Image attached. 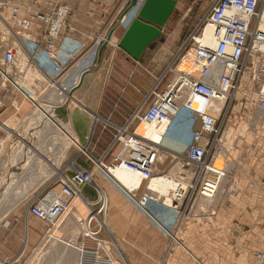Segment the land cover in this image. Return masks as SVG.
<instances>
[{"label": "rangeland", "instance_id": "obj_1", "mask_svg": "<svg viewBox=\"0 0 264 264\" xmlns=\"http://www.w3.org/2000/svg\"><path fill=\"white\" fill-rule=\"evenodd\" d=\"M130 1L131 0H128L127 3L126 0L124 1L125 7L123 6V8L120 9L118 12L119 14L124 10L127 12L130 9H127L130 5ZM176 1L177 2L174 12L167 20L165 25L161 28L160 36L152 42L153 45L150 48V53L144 56L143 59H129L125 57V52L123 50L118 47L116 48L117 55H115L119 61L124 63V65L121 67L122 71L119 72V75H117L119 77L113 80V84L109 81L111 76V69H109L110 71H108L106 75L108 81L105 83V88H107V90L110 89L108 84H112V88H114L112 90V102L110 108V111L113 113V115L116 113L114 108H118L117 106H120L121 92L127 81L128 74H130L129 71H132L133 69H146L147 61L151 59V57H154V55L159 51L161 52L163 49H165L166 52V65L163 68L164 70L162 69V73H164L165 69L169 65L171 66L170 62L173 61V65L176 66L189 47L190 43L187 44L189 36L196 30L197 26L202 20L203 15H205V13L208 11L214 0ZM117 21L118 19L114 20L112 28L109 29L102 37L103 41H106L108 35L112 33L111 30L115 31H113L114 34L116 31H119V29L123 28V23ZM116 23L118 24L116 25ZM9 24L11 26L13 25L11 22H9ZM103 41H101V44L99 43V47L98 45H95L94 48H91V51H87V55L85 56H83L85 51L81 50L79 52V56L77 57V59H79L78 61H81V64H86L88 62H90V64L85 65L87 66L83 68L85 71L83 69L81 70L79 79L78 81L76 80V90L81 88L85 76L86 78H90L91 84H93L95 75L103 62L102 59L105 56L107 48L106 44L100 56L101 60L99 63H97L95 58L99 53V49L105 43ZM68 46V41H66L65 47ZM17 70V74L20 75L21 78H18L16 82H18V84H20L23 88L25 87L24 89H31V91H29L30 94L28 93V95H31V99L33 102H35V105L42 106L38 97L39 88L36 79L39 77L41 79L43 76L37 75L36 72L26 70L24 61L20 62ZM247 76L248 73L244 75L240 89L236 92L233 100L230 102V113L224 118L223 116L219 118V122L222 124V133L214 144V156L211 160L212 162L215 161V163L211 164L212 169L220 171L225 169V171L230 173L229 175L227 174L229 178L222 181L221 187L219 188L217 194L211 199H205V201L200 202L202 197L198 195V191H196L194 194L190 192V186L200 183V180H197L196 177L198 170L196 168L188 169L186 167H181V164L183 162V156L185 155L187 145L190 142L191 132L198 129L199 121L193 120L190 122V118L184 117L182 120L177 118V121H174L171 126V131L162 140V143H164V145H166L169 150H159V158L156 163V167L153 170V175L165 174L175 178L177 182H185L187 187L184 198L176 201L177 204H173V206H176L175 208H167L164 204H162L161 200L154 201L157 196L155 193H151L150 190H146L145 185L142 186L141 190H139L136 196L137 198H141L143 195H147L146 198L152 196L154 197H152L153 199L148 200L147 207L153 212V216L156 218V221L143 213V211L135 203H132L124 196L122 197V195H117L119 192L117 188H115V186L110 181H108L106 174L95 165V162L91 158L89 159V157L93 156L95 159H98L99 156L102 155L103 151L108 153V148L111 145L113 136L115 134L114 127L111 125L108 126V123H106V121L113 123L111 120L113 116L112 113L103 115L97 112L96 115L100 118V121H98L97 119H93V110H91V119H93L91 129L92 142L91 148H88V151L90 153L92 151L93 156L91 154L89 155L88 153V155L80 153L81 158L79 157L76 162L77 165L82 166L91 172V182L88 184L89 189H91V200H89V202L91 201V215H93L95 219L93 222L91 221V230L96 229L99 235H101L103 232L108 233L109 228L111 230V234L108 233V235H110L111 238H106L109 246L113 245L114 241L112 239V235H114L113 232L115 231V233L120 231L128 233L127 235L122 234V238H124L123 241L130 242L133 240V242H139L142 238L141 232L143 233V230H148L152 232V240H157V238L160 237L165 240L164 252L168 249L166 256L162 258H118L116 260H112L114 261V264H116L115 261H117V264H250V259L245 254V251L247 252V248H243L242 243L240 244V248H237L236 246V235L235 231L233 230L234 227H232V224L234 225L239 223L241 232L248 230L251 227H255V229L259 230V232L264 235V193H248L246 188H243L242 185H240V178L235 179V175H237V173L241 174L243 172V170H239L240 166L238 163H241L244 160L247 161L251 157H264V110L255 106V95L253 92L247 91L246 95L243 94L244 89L247 87ZM170 77L171 74H167L165 78L170 79ZM165 84L166 81L162 84L160 89H162ZM76 99L77 100L75 103H69L70 105L68 108L70 106H76L77 104L78 106H81L79 103H77V101L80 100L79 94ZM48 105L53 108L55 107V111L52 110L53 108H49L51 114L54 113L56 116L58 113V115L64 119L65 122H63L66 124V127L70 130V135H73L70 127L67 125L69 117H67L65 112L61 111V104L58 102V100H55V93L54 95L48 96L47 106ZM221 105L222 104H216L214 111L220 109ZM132 112H130L129 116L132 114ZM37 115L40 116L38 113ZM129 116L126 117L128 118ZM52 131H49L47 138L52 137L53 143L59 144L60 142L63 144L67 142L65 135L59 134V132L56 130L54 133ZM66 133L68 132L66 131ZM41 137L42 134L39 133L38 138L41 139ZM72 137H74V135ZM88 145L89 143H87L86 149ZM69 148L78 152V149L74 145H68V147L63 148L62 145L53 146L50 143V145L42 149L39 147V145H35V149L38 150L39 153L41 152L42 154L47 155L48 153L46 154V151H49L50 161L44 162L41 157L35 156L34 158L36 160L38 159V167L36 166L37 169H34V171L38 172L42 170L43 167L49 168L51 167L52 162L53 164H61V177L57 181L60 183V181L65 180L66 177H69L73 173L76 167L75 161L70 160ZM31 154L34 155L32 152ZM98 160H101L105 165H108L110 163L109 161H111L110 156H107L105 159L102 158ZM23 170L25 169L23 168L22 172H24ZM212 173L215 174L214 172ZM2 175L3 177H1ZM9 177H6L3 173H0V198L3 199L0 201V211L3 210L1 208L13 206L16 203V200H20V207L25 208L27 212V206L33 197L41 198L49 191L47 190L45 193L33 195L31 197L19 195L15 192L10 193L14 186L22 184L26 185L27 179L21 177L17 180L13 177ZM19 187L20 186H16V188ZM80 195L81 189H79L77 197H80ZM113 197L121 204V207L119 209L113 208L110 210V213L107 214V211H102V209H100V205L102 202L104 203L105 201H109V199ZM80 198L84 201L86 197L81 196ZM13 213L15 212L11 210L5 215V217L1 218L0 236L3 238L0 242H4L1 245H6V240L13 242L15 239L13 232H9L12 228L10 222L12 221L11 215ZM103 215H105V217L107 216V221L103 218ZM67 220H70V216L67 217L66 222ZM30 223H32L36 230L43 231L44 224L36 218L32 217ZM158 223H161L162 225L169 224L171 237L177 236L176 239L178 238L177 240L179 241L180 245H178L176 242L175 244H170L171 237L164 233V230L161 229ZM189 224H192V226ZM199 224H203L202 228L195 226ZM71 229L72 233H76L77 230L75 227L72 226ZM222 230L224 234L222 236L223 239L221 242L224 243V246L227 247V249L216 251L214 250L216 248L215 245L217 240L220 239V235L218 234H220ZM208 233L213 235L210 236ZM259 235L260 234H258V236ZM53 237V234H51L46 236L45 240L41 242L39 239L33 247L27 248L25 250L27 246V238L25 234V228L22 227L20 240L21 242L23 241V247L21 252L13 259H0V263L45 264L47 261H50L49 264H51L49 257H51L53 254L58 256L61 252L64 253L68 249L64 244L54 240ZM168 240L169 242H167ZM209 240L211 244H214L213 246H208V244H206V242ZM258 240L259 239L256 238L254 243H251L250 246L254 248V256L257 264H264V262L260 263L257 260V255L264 253V244H261L262 246L259 245L260 243ZM133 242L130 243L133 245ZM183 246L193 256H195L197 260H195L189 253L182 249ZM211 247L214 249H211ZM236 251L240 252L237 253Z\"/></svg>", "mask_w": 264, "mask_h": 264}, {"label": "crops", "instance_id": "obj_2", "mask_svg": "<svg viewBox=\"0 0 264 264\" xmlns=\"http://www.w3.org/2000/svg\"><path fill=\"white\" fill-rule=\"evenodd\" d=\"M17 1L20 2L24 8H29L33 11H40L42 13H48L51 7L56 2L60 4H67L70 8L66 25L62 29L59 39L56 41L54 53L56 54L55 61L58 60L64 63L67 67L65 74L57 79V83L62 84V86L66 87V96H70L71 99L75 100L79 94V99L83 104L81 108H78L76 106H70L68 108L70 129L74 135H78L79 139H83L86 134L87 124L90 121L89 113H91V110H93L95 113L98 112L103 115L112 113L110 111L112 102V90L114 89L112 88V84L114 82L113 80L119 77L117 75H119V72L122 71L121 67H123L124 63L118 60L116 56L117 52H115L116 55L114 54L109 68L111 69V71L109 70L111 72L109 81L110 83H112L108 84V86H110V89L107 90V88H105V83L108 81V78H106L100 95L97 101H95V88L93 84H91L90 78H86L85 76L81 88L78 90H73L77 82L76 80H78V76H80L78 75V73L80 74L83 66L87 65L83 63L81 64V61H78L79 59H77V57L79 56V52L81 50L85 51V54H82L83 56H85L87 55L86 52L89 50L91 51V48H94L95 45H98V47L100 46L101 41H103L102 37L107 33L109 29L112 28L114 20L119 18L120 14L118 13V11H120V9L125 6L124 0ZM23 16L24 14L21 13L20 17L22 18ZM117 24L118 23H116V25ZM43 29V23L37 20L34 21L33 25H31L28 29H21L16 25H12L10 29L3 25L0 26V61L3 52L2 47L7 48L11 46L17 52L13 66L9 67L7 72V78L12 80V82L0 74V140L5 142L6 144V148L4 149V152L0 157V173H3L6 177L10 176L17 180L21 177L27 179L26 185H16L20 187L16 188V186H14L13 190L10 193L15 192L19 195H26L29 197L45 193L47 190L58 191L61 187V184L59 183V181H57L61 177V164H53L52 162L51 167H43L42 170L38 172L34 171V169H37L38 167V159L36 160L34 158L35 156L41 157L44 162H47L42 156H40L41 152L39 153V151L35 149V145H39V147L45 148L50 145V143L53 146H61V143L59 142V144H55L53 143L52 137L47 138V134L53 129L51 126H48V124H42L40 122L38 115L36 114L37 112H35L36 110L39 111L40 108L38 110L35 107V102L32 101L31 95H28L31 89H24L25 87L23 88L20 84H18V82H16L18 78H21V76L17 74V68L21 61H24L26 70L36 72L37 75H42L44 79L42 77L40 79L39 77L38 79H36V81L39 88L38 97L43 107L42 110L45 111L44 106L47 105V98L50 95H54L55 88L51 86V82L48 81L45 74L40 70V68H38V66H36L35 62L30 59L25 49L22 48V46L19 44V40H21V38L28 40H38ZM66 41H68V47H65ZM152 45L153 43L151 42L146 46L141 56L142 59L144 56L150 53V48ZM124 55L129 59H133L128 56V54L124 53ZM165 55L166 52L165 49H163L161 50V52L159 51L154 55V57H151V59L147 61L146 69H133L132 71H129L130 74H128L127 81L121 92L120 106H117L118 108H114V111L116 113L114 115L112 113L113 116L111 120L113 121V123L106 121V123H108V126L110 124H124V121L127 118L126 116H129L130 112L137 108V106L140 104L139 102H141L143 94L151 88L155 78L161 75V73L163 72V68L166 65ZM95 59L97 63H99V61L101 60L98 55ZM89 64L90 62L88 63V65ZM0 67L2 66L0 65ZM57 99L58 97L55 95V100ZM54 119L58 118L54 116ZM91 129L92 128H90V135ZM58 132L59 134H62L61 131ZM39 133L42 134L41 139L38 138ZM30 137H35V141H30ZM91 142L92 140L87 147V153L89 155H92V151L91 153L88 151V148H91ZM31 152L34 155H32ZM115 152L116 148L108 153L103 151L102 155H100L98 159H105L107 158V156H110V160H112V158L115 156ZM69 156L70 160L75 161V164L77 162V159L79 157L81 158L80 154H78L77 151H74L70 148ZM25 159L26 161H24ZM238 164L240 166H238L239 170H243L241 174L237 173V175H235V179L240 178V185H242L243 188H246V191L248 193H264V157H251L249 158V160H244L243 162ZM95 165L98 167L96 162ZM22 166L25 169L24 172L16 170V168H22ZM76 167L87 170L86 168H83L82 166H79L77 164ZM100 170L102 171V169ZM227 174L229 175L230 173H228V171L225 172L224 179L226 180L229 178ZM1 177H3V175ZM142 186L143 185H141V188ZM141 188L139 190H141ZM79 189H81L80 197L84 196L86 197L85 200H88L83 201L80 197H77L79 199L75 198L72 203V211L67 216H70V220H67L66 222V217L63 223L55 232L58 237V239L56 240L57 242L64 244L71 250L73 248L74 252L76 251L75 253L77 254V258L79 260L78 264H109L107 259L108 255L111 257V260H116L118 258H162L166 256L168 249L164 252L165 240L161 237L157 238V240H152V232L148 230H143V233L141 232L142 238L139 242H133V240H131L130 242H133V245L129 241H123L124 238H122V234L127 235V232L120 231L118 233H115V231L113 232L115 236L112 235V239L115 243L113 242V245L109 246L106 240V238L109 239L110 237L108 233L111 234V230L109 228L108 233L103 232L100 235L106 245L103 252L100 251L95 254L93 252L94 243L91 242V239L85 238L81 235L80 226L78 224V221L80 219H85L88 216V203L91 202H89V200H91V189H89L88 185L79 187ZM117 195H122V197L124 196L123 194H120V191ZM124 197L126 198V196ZM139 199H145L146 206L148 200H150L144 197V195ZM20 203L21 202L19 200L16 206L12 208L15 213L11 215L12 221L10 222L12 228L9 232H13L15 239L13 240V242H11L10 240H6V245H1L4 242H0L1 260L13 259L21 252L23 247V241L21 242L20 240L22 227L25 228V234L27 235V246L25 250L27 248L33 247L37 243V240L40 239V242L45 240L47 236L45 233L46 226L43 225V231L36 230L35 227H33L32 223H30L32 216L27 215L25 208L20 207ZM120 207L121 204L114 197L110 198L109 201H105L104 203L102 202V204L100 205V209H102V211L111 210L113 208L119 209ZM103 218L106 219V221L108 220L107 216L105 217V215H103ZM94 220L95 219L93 215H91V221L93 222ZM154 220L156 221V218ZM158 225L161 227V229L168 228L170 230L169 224L162 225L161 223H158ZM189 225L192 226V224ZM72 226L76 228V233L71 232ZM195 226H199L202 228L203 224ZM232 227H234L233 230L235 231L236 235L237 248H240V244L242 243V247L247 248V252L245 251V254L247 257H249L250 264H257L254 256V248L250 246V244L254 243L256 238L259 239V245L264 244V235L261 234L259 230L255 229V227H251L248 230H244L242 232L239 223L234 225L232 224ZM222 232L218 234L220 235V239L216 242V248L214 249L213 247H211V249H214L216 251L227 249V247L224 246V243L221 242V240L223 239L222 236L224 234V232ZM164 233L168 235L165 230ZM258 234H260L261 237L260 235L258 236ZM208 235L211 236L213 234L208 233ZM2 238L3 237L0 236V241H2ZM167 242H169V240ZM170 244L175 243L170 242ZM206 244H208V246L214 245L211 244L210 240L206 242ZM182 249L189 253L195 260H197L195 256H193L186 248H184V246L182 247ZM236 252L238 253L240 251ZM105 253L106 255L108 254L107 257ZM115 263L117 264V261H115Z\"/></svg>", "mask_w": 264, "mask_h": 264}, {"label": "built area", "instance_id": "obj_3", "mask_svg": "<svg viewBox=\"0 0 264 264\" xmlns=\"http://www.w3.org/2000/svg\"><path fill=\"white\" fill-rule=\"evenodd\" d=\"M143 1L139 3L140 6ZM232 10L241 12L245 16V22L232 19ZM69 12L67 4L58 2L48 13H42L24 8L17 0H0V26L10 29L11 22L21 29H28L36 20L43 23L44 29L38 40L21 38L19 44L51 82L59 101L64 99V103H67L69 96H66V87L57 83V79L65 74L67 67L64 63L55 61L54 50ZM263 12L264 0H214L196 30L189 36L187 44H190L184 53L186 55L192 51L190 59L197 61L199 66L194 71H183L171 65L161 76L155 78L151 88L143 94L139 106L126 118L124 124L114 126L115 134L108 152L114 148L120 151L115 154L111 163L138 173L143 181L150 179L158 160L159 141L140 135L136 127L141 123L169 122L179 114H186L198 120L199 127L191 132L182 166L198 170L196 177L200 178V183L190 186V192L194 194L198 190V195H207L203 192L206 180L208 177L213 180L215 174L210 172L206 175L205 170L208 169L209 158L214 156V144L222 133L219 118L230 113V102L240 89L245 74L248 73L247 87L243 94L253 92L255 105L264 108ZM21 13L24 14L22 18ZM208 25L216 39L215 50L202 45L197 39ZM2 48L0 74L7 78L8 69L15 61L16 51L11 46ZM167 74H171L170 79L165 78ZM165 81L166 84L160 89ZM215 98L227 100L218 111L217 118L214 117V112L207 109V104ZM196 103H201L204 107L197 108ZM46 107L53 108L49 105ZM5 148V142L0 140V157ZM90 182L91 172L75 167L69 177L60 181L58 191H48L41 198L33 197L27 206V215L42 222L46 226V235H51L72 211V203L78 196L79 187ZM214 189L210 195L214 194ZM185 193L186 190L178 198L183 199ZM88 208V216L78 222L81 235L91 239L96 234H91V203H88ZM95 247V254L103 252L99 242L94 244V249Z\"/></svg>", "mask_w": 264, "mask_h": 264}, {"label": "bare ground", "instance_id": "obj_4", "mask_svg": "<svg viewBox=\"0 0 264 264\" xmlns=\"http://www.w3.org/2000/svg\"><path fill=\"white\" fill-rule=\"evenodd\" d=\"M135 1H136V4L134 3L135 5L132 6L127 12L124 10L122 13H120V16L118 18V22L123 23V26H122L123 28L119 29V31H116V33H114V34H113L114 30H111L112 33H111L109 40L106 39V41H103V42L107 43L105 56L102 59L103 62L101 64L98 72L95 75V79L93 78L94 79L93 86L95 88V90H94L95 91V101H97V99L100 95V92L102 90V87L104 85L106 75L109 71L111 62L113 60V56L116 52V48L117 47L119 48V46H118L119 40L122 37V35L124 34L129 23L131 22V20L137 16V13H138L140 7L143 5L145 0L141 4V6L139 3H141L142 0H135ZM262 15L264 17V12ZM230 17L232 19L238 21V22H241V23L245 22V16L239 11L232 10L230 12ZM112 34H113V36H112ZM197 39L202 45L211 47L212 50H215L217 48L216 39L214 37V32L212 31V28L209 25L204 28V30L197 37ZM191 54H192V51H189L188 54L184 55L180 59L178 64H176L175 68H178L179 70H183V71H187V70L194 71V68L198 67L199 63L197 61L190 59ZM88 63H86V64H88ZM170 64L173 67L175 66V65H173L174 64L173 61L170 62ZM85 67H87V66H83V68H85ZM78 75H80V74L78 73ZM68 99H69V100H67L68 103H64L65 102L64 100L60 102L59 101L60 99L59 98L57 99L58 102L61 104V111L65 112L67 117H68V106L70 105L69 103L70 102L75 103L77 100V99L71 100L70 96ZM216 100H217V103H216ZM226 101L227 100H225V99L224 100L223 99H217V98L212 99L207 104V109L214 112L213 115L215 118H217L218 117V115H217L218 111H220V109H222L224 107ZM77 103H79V105L83 106V104L81 103V100H78ZM216 104H222V105H221L220 109H218L217 111H214ZM81 106H78V104L76 105V107H78V108H81ZM195 106L197 108H203L204 107L201 103H196ZM255 106L259 109L264 110V108H260L258 105H255ZM35 107L38 110L40 108V110H39L40 113L37 110L35 112L40 114V116H38V118L42 124L43 123L48 124V126L53 127L54 128V129L52 128L54 130V131H52L53 133L56 131H61L62 134L65 135V137L67 138V142L63 143V144L61 143L63 148L68 147V145H74L78 149V154H80V153L87 154L86 146H87V143H90V141H91L90 128H92V124H93L92 120L97 119L100 121V118L96 115V113L94 111H92L93 119H91V113H89L90 121L87 124V128L85 126L86 134H85L84 138L79 139L78 135L73 134L74 137H72L73 135H70V133H69L70 130L66 127V124L64 123L65 122L64 119H62L58 115V113H57V116H55L54 113L51 114V111L47 107H44L45 111L42 110V108H43L42 106L35 105ZM211 107H212V109H211ZM54 116L57 117L58 119H54ZM184 117L190 118L189 119L190 122L194 120V117H192V116L188 117V115H186V114L185 115L179 114L178 116H175L174 118H172V120H170L169 122L164 121L163 123H159V124L141 123L136 127V130L140 135H142L144 137L155 139L156 141H159L158 150H161V149H168L169 150V148L166 147V145H164V143H162V140L171 131V126L174 123V121H177V118H180L182 120V118H184ZM67 125L70 127L69 120H68ZM111 126L114 127V126H118V125H111ZM65 130L68 133H66ZM29 140L35 141V137L34 138L30 137ZM190 140H191V135H190ZM41 149H42V147H41ZM119 151H120V149H117L115 154H118ZM185 153H186V151H185ZM46 154L47 155H44L41 153L40 156H42L46 161H50L49 151H46ZM89 158H91L94 162H96L98 167L100 169H102V171L106 174L108 181H110L115 186V188H117L118 191H120V194H123L124 196H126V198L129 199V201H131L132 203H135L145 214L152 217L153 219H155V217L153 216V212L146 206L145 201L143 199H139L136 197L138 192H139V189L141 188V185H145V189L150 190L151 193H155L157 198L154 201L161 200L162 204H164L167 208H175L176 207V206H173V204H175L176 201L180 200L178 198V196L182 195V193L184 192V190H186V187H187V184L185 182H181V181L177 182V180H175V178H172V177L167 176L165 174H156V175L152 174L150 179L143 181L138 173L132 172L129 169L125 168L124 166L115 165V164L111 163L112 160L110 161V163L108 165H105L101 160L95 159L93 157H89ZM158 158H159V153H158ZM212 159H213V157L209 158V160H208V164H207L208 169L205 170V174L207 175V173L214 172L215 178L213 180L209 177L207 178V180H206L207 185L205 186V189L203 190V192H205L208 196L203 195V194H202V196L199 195L200 197H202L200 199V202L205 201V199L213 198V196H215L217 194L219 188L221 187L222 181L225 178V174H224L226 172L225 169L222 171L212 169L211 164L215 163V161H213V162L211 161ZM25 161H26V159H25ZM182 163H184V159H183ZM181 166H182V164H181ZM155 167H156V165H155ZM182 167L188 168L189 166L185 165ZM19 168H16V170L22 172L23 167L20 169ZM206 175L204 177H207ZM9 178H11V177H9ZM197 180H200V178L197 177ZM202 182H204V181H202ZM213 188H215L214 194L210 195L211 193H213V190H212ZM144 197H147V195L146 196L144 195ZM152 197H148V198L153 199L154 197L153 198ZM0 199H1L0 201L3 200L2 198H0ZM18 202L19 201L16 200V203L12 207L8 206V207L1 208L3 210L0 211V221H1V218L5 217V215L8 214L12 210V208L16 206V204ZM206 203H207V201H206ZM109 213H110V210H107V214H109ZM164 230L171 237L170 230L166 229V228ZM93 232H96V234L92 235L91 242L94 244L99 242L100 249L104 250V247L106 246L104 240L101 238V236L99 235V233L96 229H92L91 234H93ZM52 234L54 236L53 239L57 240L58 237H57L55 231ZM176 237L172 236L170 242L171 243L176 242L178 245H180L179 241L177 240L178 238L176 239ZM26 238H27V235H26ZM74 249H76V248H74ZM94 250L96 251V247H95V249H93V251ZM75 252L73 251V248H72V250L68 248L64 253L61 252L60 255H58V256L56 254L55 255L53 254L51 257H49V260H51V264H59V261H60V264H73V263L78 264V262H77L78 258H77V254ZM107 259H108L109 264H114V262L111 260V257L109 255H108ZM257 260L260 263L264 262V253L258 254ZM49 262L50 261H47V263H45V264H49Z\"/></svg>", "mask_w": 264, "mask_h": 264}, {"label": "water", "instance_id": "obj_5", "mask_svg": "<svg viewBox=\"0 0 264 264\" xmlns=\"http://www.w3.org/2000/svg\"><path fill=\"white\" fill-rule=\"evenodd\" d=\"M176 2V0H145L137 16L131 20L120 38L119 48L133 59L139 60L146 46L160 36L161 28L174 12ZM134 3L135 0H131L127 9ZM110 36L111 33L107 40ZM106 44L105 42L99 49V57ZM76 88L77 86L73 90Z\"/></svg>", "mask_w": 264, "mask_h": 264}]
</instances>
